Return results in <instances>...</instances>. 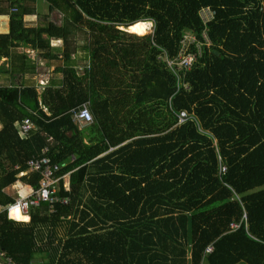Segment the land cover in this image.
Here are the masks:
<instances>
[{"label": "trees", "instance_id": "trees-1", "mask_svg": "<svg viewBox=\"0 0 264 264\" xmlns=\"http://www.w3.org/2000/svg\"><path fill=\"white\" fill-rule=\"evenodd\" d=\"M57 3L88 28L89 68L77 75L65 62L61 85L40 94L0 87L4 255L16 264H264V0ZM22 17L11 12L0 39L42 51L48 37L66 41V24L27 28ZM137 22L150 32L120 29ZM186 35L196 60L177 69L168 61ZM85 103L89 142L72 120ZM182 111L190 117L178 123ZM27 117L36 129L21 139L15 124ZM41 156L60 165L57 199L13 220L16 196L4 189L19 180L37 190L27 162Z\"/></svg>", "mask_w": 264, "mask_h": 264}, {"label": "crops", "instance_id": "crops-1", "mask_svg": "<svg viewBox=\"0 0 264 264\" xmlns=\"http://www.w3.org/2000/svg\"><path fill=\"white\" fill-rule=\"evenodd\" d=\"M54 1V0H53ZM57 0L54 3L48 0H0V35H6L9 32V20L11 12H22L24 26L27 28L42 26L46 23H52L55 26L61 27L66 24L67 34L66 41L62 37H48L49 50L34 49L22 41H12L15 46H12L7 40L0 39V87H29L33 86L38 94L42 93L46 88L57 89L61 85L62 76L61 73H57V67H62L65 62H68L73 69L76 70L77 75H81L84 69L89 68V56L86 48V40L88 36V28L85 23L76 24L72 23L68 15L59 8ZM203 14L208 15V10H204ZM150 24L151 22H146ZM128 28V27H127ZM127 28H120L127 31ZM64 51H69V59H65ZM26 57L21 59L22 55ZM47 54V55H45ZM88 108V103H85ZM82 105V106H83ZM42 111L45 114H49L46 107L41 106ZM80 109V108H79ZM72 111V120L78 126L79 129L84 130V142H89L88 125L76 117V112ZM89 110V108H88ZM90 112V111H89ZM91 114V113H90ZM28 120L30 128L27 132L20 131L19 125L24 120ZM2 125L0 124V128ZM19 138L25 139L29 133L36 129L33 122L27 117L23 118L19 123L15 124ZM51 142V139L48 140ZM47 149V148H43ZM42 150V153H43ZM30 172L29 170H27ZM25 172L20 173V175ZM16 189H19L20 193L28 195L32 188L29 185L21 183L16 180L12 185L7 186L4 191L7 194L15 195ZM3 208L0 207V211ZM27 216L26 214H23ZM17 221V220H16ZM22 221H28L22 220ZM203 263V262H202ZM236 264H246L239 262Z\"/></svg>", "mask_w": 264, "mask_h": 264}, {"label": "built area", "instance_id": "built-area-1", "mask_svg": "<svg viewBox=\"0 0 264 264\" xmlns=\"http://www.w3.org/2000/svg\"><path fill=\"white\" fill-rule=\"evenodd\" d=\"M204 17V14H203ZM207 18V16H206ZM204 19V18H203ZM194 41V38L186 35L181 40V47L178 53L177 59L175 61H168V65L176 66L177 69H189L191 65L195 62L196 57L195 54L188 52L189 44ZM209 45V43H205ZM184 88L187 87L186 84H182ZM76 117L85 123H90L92 120V116L86 105L80 107V109L76 112ZM190 116L187 115L186 112H179L177 115L178 123H182ZM192 118V117H191ZM20 131L27 132L30 128V123L26 119L19 125ZM47 149L43 150V153L46 152ZM28 170L30 172H37L40 175L39 187L37 190H31L28 195L21 196L19 189L15 191V199L12 203H10L7 209V216L9 217V209L11 206L16 204L20 205L21 213L27 214L31 207H37L41 202H47L49 204L55 202L57 197L55 193L57 191V184L60 178L63 176H57V172L60 169V165L57 163H53L50 158L47 156L41 157H32L27 162ZM226 172V166L219 162L218 174H224ZM67 176V174L65 175ZM64 187L67 188V184H64ZM62 203H65L66 200L62 199ZM10 218V217H9ZM16 220L14 218H11ZM244 219V216H243ZM238 227L236 223H230V228L235 229ZM211 246H208L205 251L210 252ZM0 264H16L11 257L4 255V253L0 249Z\"/></svg>", "mask_w": 264, "mask_h": 264}, {"label": "clouds", "instance_id": "clouds-1", "mask_svg": "<svg viewBox=\"0 0 264 264\" xmlns=\"http://www.w3.org/2000/svg\"><path fill=\"white\" fill-rule=\"evenodd\" d=\"M23 195H24V193L22 192L21 196H23ZM9 217L17 219V220H27L28 219L27 216L21 215V208H20L19 204H16V205L10 207Z\"/></svg>", "mask_w": 264, "mask_h": 264}, {"label": "bare ground", "instance_id": "bare-ground-1", "mask_svg": "<svg viewBox=\"0 0 264 264\" xmlns=\"http://www.w3.org/2000/svg\"><path fill=\"white\" fill-rule=\"evenodd\" d=\"M134 25H141V27L139 29H137V31H131L130 29L134 26ZM128 32L130 33H134L136 35H143V34H146L149 30V24L146 23V22H137L131 26H129L127 29H126ZM21 215H23L21 213ZM25 216V215H24Z\"/></svg>", "mask_w": 264, "mask_h": 264}, {"label": "rangeland", "instance_id": "rangeland-1", "mask_svg": "<svg viewBox=\"0 0 264 264\" xmlns=\"http://www.w3.org/2000/svg\"><path fill=\"white\" fill-rule=\"evenodd\" d=\"M150 25V24H149ZM151 26V25H150ZM150 26H149V30H148V32L147 33H149L150 32V30H151V28H150ZM128 32V31H127ZM27 215V217H28V220H29V216H28V213L26 214ZM20 222H23V221H20ZM27 222V221H26ZM61 230V232H62V229H60ZM61 232H60V234H61ZM203 262V263H202ZM201 262V264H207V262L206 261H202Z\"/></svg>", "mask_w": 264, "mask_h": 264}, {"label": "snow or ice", "instance_id": "snow-or-ice-1", "mask_svg": "<svg viewBox=\"0 0 264 264\" xmlns=\"http://www.w3.org/2000/svg\"><path fill=\"white\" fill-rule=\"evenodd\" d=\"M141 27V25H134L130 30L131 31H137V29H139Z\"/></svg>", "mask_w": 264, "mask_h": 264}]
</instances>
